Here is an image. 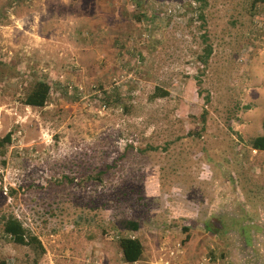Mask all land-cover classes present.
Instances as JSON below:
<instances>
[{
    "label": "rangeland",
    "instance_id": "rangeland-1",
    "mask_svg": "<svg viewBox=\"0 0 264 264\" xmlns=\"http://www.w3.org/2000/svg\"><path fill=\"white\" fill-rule=\"evenodd\" d=\"M207 2L0 0V219L38 264H127L123 237L133 264H264V0Z\"/></svg>",
    "mask_w": 264,
    "mask_h": 264
},
{
    "label": "trees",
    "instance_id": "trees-1",
    "mask_svg": "<svg viewBox=\"0 0 264 264\" xmlns=\"http://www.w3.org/2000/svg\"><path fill=\"white\" fill-rule=\"evenodd\" d=\"M195 5H200L198 7V12H200L205 5H208L207 0H192ZM256 3V1H254ZM203 6V7H202ZM201 14V13H200ZM199 14V15H200ZM201 19V15L198 17ZM210 54V50H205V58H199L200 63L206 64L207 59ZM206 61V62H205ZM51 94V86L48 82L44 80L36 81L31 90L28 91L22 98V104L25 106L33 108H43L48 103ZM167 95L160 88H156L153 94L155 98H163ZM202 120L204 116L202 115ZM9 143V135L0 140V146L3 147L5 144ZM249 146L255 151H264V135L253 138L249 141ZM8 196L15 197L16 192L14 189H8ZM142 198L138 196L137 199ZM137 199L134 201L137 202ZM121 229L127 232H136L139 229V224L133 220H122L120 222ZM0 229L4 238L16 246L22 248H30L34 252V258H30L29 261L24 264H38L39 258L45 253L44 248L38 239L28 228L24 226L22 221H20L12 212H7L3 214L0 219ZM119 249L122 256V261L127 264H133L141 260L143 255V246L141 242L134 237H123L118 241ZM0 264H9L4 257H0Z\"/></svg>",
    "mask_w": 264,
    "mask_h": 264
},
{
    "label": "crops",
    "instance_id": "crops-1",
    "mask_svg": "<svg viewBox=\"0 0 264 264\" xmlns=\"http://www.w3.org/2000/svg\"><path fill=\"white\" fill-rule=\"evenodd\" d=\"M13 77V76H12ZM14 79H15V81H16V78H15V76L13 77ZM14 79H9V83L10 84H13V81H14ZM30 108V107H29Z\"/></svg>",
    "mask_w": 264,
    "mask_h": 264
},
{
    "label": "built area",
    "instance_id": "built-area-1",
    "mask_svg": "<svg viewBox=\"0 0 264 264\" xmlns=\"http://www.w3.org/2000/svg\"><path fill=\"white\" fill-rule=\"evenodd\" d=\"M104 108V107H103Z\"/></svg>",
    "mask_w": 264,
    "mask_h": 264
}]
</instances>
